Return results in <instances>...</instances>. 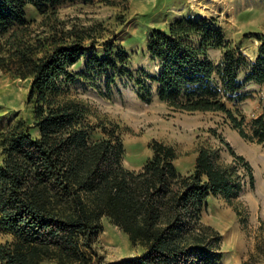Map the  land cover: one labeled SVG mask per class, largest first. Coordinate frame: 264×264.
I'll list each match as a JSON object with an SVG mask.
<instances>
[{"label": "trees", "instance_id": "trees-1", "mask_svg": "<svg viewBox=\"0 0 264 264\" xmlns=\"http://www.w3.org/2000/svg\"><path fill=\"white\" fill-rule=\"evenodd\" d=\"M76 1L92 0H0V32H11L0 65L30 81L33 107L32 119L0 131V227L11 235L0 243V264H222V235L201 221L202 213L211 196L230 201L246 177L253 182L245 157L211 130L231 162L222 160L221 150L201 145L193 170L184 174L175 164L177 150L153 141L152 156L131 170L123 165L120 126L91 124L88 104L62 94L86 72L108 73V89L122 75L143 101H152L155 85L158 99L174 109L223 113L242 137L264 143V110L248 134L245 116L229 106L244 98L246 84L264 83V34H252L259 45L249 62L242 52L248 35L234 44L215 19L176 18L149 33L147 51L160 71L145 77L128 68L124 48L97 47L93 28L73 27L37 44L25 40L28 6L47 14ZM213 49L222 50L219 63L210 56ZM85 58L87 69L74 72ZM105 218L142 247L138 257L104 261L95 244Z\"/></svg>", "mask_w": 264, "mask_h": 264}, {"label": "rangeland", "instance_id": "rangeland-1", "mask_svg": "<svg viewBox=\"0 0 264 264\" xmlns=\"http://www.w3.org/2000/svg\"><path fill=\"white\" fill-rule=\"evenodd\" d=\"M47 12L40 14L33 6L27 7L29 21L25 40L37 44L56 34L60 38L63 31L73 27L93 28L97 47L108 42L124 48L129 54L128 68L141 71L144 77L160 71L159 61L147 51L149 33L153 28L167 27L176 18L215 19L226 38L234 44L248 35L242 52L249 62H254L259 45L252 34H264V0H92L64 2ZM10 34L0 32V56L8 55L11 49L5 43ZM44 52L42 50L40 55ZM210 56L219 63L222 50L213 49ZM86 69L87 58L82 59L79 67L72 68L74 72ZM86 74L68 85L62 97L88 104L91 124L113 122L120 126L126 148L125 167L140 170L152 156L150 145L153 141L172 145L178 152L177 164L185 168L190 167L201 145L221 150L222 160L231 162L232 155L211 130L245 157L252 166L253 182L246 177L243 189L230 201L221 195L211 196L201 221L222 235V264H264V143L242 137L223 113L174 109L158 99L155 85L152 101L146 102L138 97L126 76L119 75L108 89V73ZM29 90V80L14 77L0 65V131L20 119L33 118V107L28 103ZM242 95L241 101L229 106L238 108L245 116V130L251 134L253 119L264 110V83L246 84ZM102 225L95 247L105 262L135 258L142 253V247L133 244L111 221L105 218ZM9 239L11 235L0 227V243Z\"/></svg>", "mask_w": 264, "mask_h": 264}, {"label": "crops", "instance_id": "crops-1", "mask_svg": "<svg viewBox=\"0 0 264 264\" xmlns=\"http://www.w3.org/2000/svg\"><path fill=\"white\" fill-rule=\"evenodd\" d=\"M196 156H197V153H196V155L194 156V158L192 159V162H191L189 168H185L184 165H179V164H177V163H178V162H177V161H178V158H177L176 161H175V164H176L178 170H179L180 172L184 173V174H186V173H188V172H191V171L193 170V168H194V164H195ZM142 166H143V165H142ZM142 166H141L139 169H141Z\"/></svg>", "mask_w": 264, "mask_h": 264}]
</instances>
